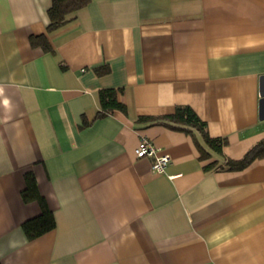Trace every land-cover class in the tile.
I'll return each mask as SVG.
<instances>
[{
	"label": "crops",
	"instance_id": "1",
	"mask_svg": "<svg viewBox=\"0 0 264 264\" xmlns=\"http://www.w3.org/2000/svg\"><path fill=\"white\" fill-rule=\"evenodd\" d=\"M50 7L0 0V264H264V157L225 169L264 140V0H91L48 33ZM102 90L125 112L95 120ZM27 173L55 219L32 241Z\"/></svg>",
	"mask_w": 264,
	"mask_h": 264
},
{
	"label": "trees",
	"instance_id": "2",
	"mask_svg": "<svg viewBox=\"0 0 264 264\" xmlns=\"http://www.w3.org/2000/svg\"><path fill=\"white\" fill-rule=\"evenodd\" d=\"M91 0H51V7L47 11L49 25L47 32L51 33L64 26L67 17L80 9L86 7ZM31 44L41 46L44 51H49L50 47L45 42L44 37L31 38ZM100 111L95 115V120L105 118L114 111L125 112V106L117 102L116 92L113 90H102L99 92ZM170 125L188 127L195 129L201 135L206 146L214 153L219 154L224 141L211 139L205 132V124L199 120L189 107H177L171 116L163 119ZM89 123L83 122L82 127H87ZM264 157V140L254 145L240 160H227L225 169L228 171H240L246 168L256 159ZM25 188L21 192L23 203L36 202L40 207V215L36 218L24 222L21 229L27 239L32 241L40 236L52 231L55 228V219L44 198L39 194L35 177L32 173L24 176Z\"/></svg>",
	"mask_w": 264,
	"mask_h": 264
},
{
	"label": "built area",
	"instance_id": "3",
	"mask_svg": "<svg viewBox=\"0 0 264 264\" xmlns=\"http://www.w3.org/2000/svg\"><path fill=\"white\" fill-rule=\"evenodd\" d=\"M135 156L137 159H150L151 170L157 174L164 173L166 167L171 162V158L167 154H162L159 149L153 147L146 139L139 141L135 150Z\"/></svg>",
	"mask_w": 264,
	"mask_h": 264
},
{
	"label": "water",
	"instance_id": "4",
	"mask_svg": "<svg viewBox=\"0 0 264 264\" xmlns=\"http://www.w3.org/2000/svg\"><path fill=\"white\" fill-rule=\"evenodd\" d=\"M261 92H260V102H259V111L260 118L264 115V78L261 79Z\"/></svg>",
	"mask_w": 264,
	"mask_h": 264
}]
</instances>
